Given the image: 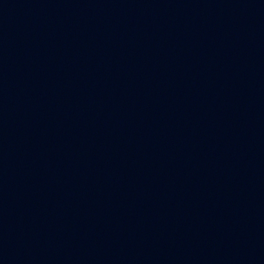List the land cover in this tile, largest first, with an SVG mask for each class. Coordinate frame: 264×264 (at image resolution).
Returning a JSON list of instances; mask_svg holds the SVG:
<instances>
[{
	"label": "water",
	"instance_id": "water-1",
	"mask_svg": "<svg viewBox=\"0 0 264 264\" xmlns=\"http://www.w3.org/2000/svg\"><path fill=\"white\" fill-rule=\"evenodd\" d=\"M0 264H264V0H0Z\"/></svg>",
	"mask_w": 264,
	"mask_h": 264
}]
</instances>
